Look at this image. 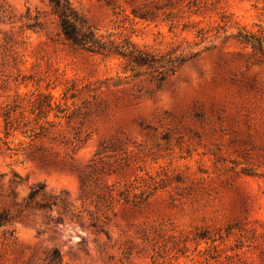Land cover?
<instances>
[{"label": "rangeland", "instance_id": "1", "mask_svg": "<svg viewBox=\"0 0 264 264\" xmlns=\"http://www.w3.org/2000/svg\"><path fill=\"white\" fill-rule=\"evenodd\" d=\"M68 1L186 60L132 76L70 46L47 0H0V264H264V0ZM7 111L34 132L6 136ZM36 186L74 216L17 215Z\"/></svg>", "mask_w": 264, "mask_h": 264}, {"label": "trees", "instance_id": "2", "mask_svg": "<svg viewBox=\"0 0 264 264\" xmlns=\"http://www.w3.org/2000/svg\"><path fill=\"white\" fill-rule=\"evenodd\" d=\"M47 1L53 13L56 15L63 38L70 46L74 49L101 56L102 58H119L123 61L125 71L131 73L132 76L152 74L158 82L162 83L168 73H174L177 64L179 66L186 60L184 56L174 58L168 56L166 58L165 56H157L146 52L137 47L127 37L116 36L113 33L99 34L78 17L68 0ZM44 106L50 108V103L44 104L41 101L35 100L31 104L32 110H41ZM58 111L61 113L60 110ZM4 131L6 136L11 131H18L20 134L34 132L26 128V124L21 123V120L19 122L13 121L8 111L4 118ZM35 135L37 133L32 134V136ZM81 183H83V180H81ZM42 189V186H36L29 191L21 205L22 209L18 211L17 215H20L22 210H28L32 214L43 213L45 220H53L55 219L52 214L53 209L61 206L62 212L60 214L74 216L71 208L72 205L66 203L63 194L55 196L46 195ZM79 216L76 215L77 218ZM10 220L11 217L5 211L0 213V227L5 226ZM56 220L60 221L61 219L60 217H56ZM89 226L93 227L97 234L105 235L108 238L103 225L97 222H91ZM46 264H62L60 254L57 250H54L46 257Z\"/></svg>", "mask_w": 264, "mask_h": 264}]
</instances>
